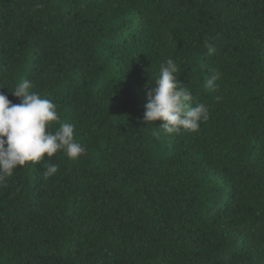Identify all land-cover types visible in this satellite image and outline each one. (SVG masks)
I'll return each instance as SVG.
<instances>
[{
	"label": "trees",
	"instance_id": "1",
	"mask_svg": "<svg viewBox=\"0 0 264 264\" xmlns=\"http://www.w3.org/2000/svg\"><path fill=\"white\" fill-rule=\"evenodd\" d=\"M168 58L210 106L197 132L143 122ZM22 78L86 155L0 186V264H264V0H0L13 104Z\"/></svg>",
	"mask_w": 264,
	"mask_h": 264
},
{
	"label": "clouds",
	"instance_id": "2",
	"mask_svg": "<svg viewBox=\"0 0 264 264\" xmlns=\"http://www.w3.org/2000/svg\"><path fill=\"white\" fill-rule=\"evenodd\" d=\"M215 52L213 46L207 45L208 55ZM179 68L172 58L162 62L154 86L147 91L143 122L147 125L162 120L160 128L165 135L178 134L182 130L197 132L200 124L210 118V106L200 102L187 84L178 79ZM218 79L219 73L210 76L206 87L213 88ZM32 87L30 80L22 78L9 91L19 98L18 104H13L0 92V186L6 184L17 166L38 164L45 156L51 160L58 152L72 161L86 155V148L75 140V125L61 122L56 105L32 91ZM53 122L58 124L55 131L49 130ZM58 171L59 166L49 162L43 176L50 178Z\"/></svg>",
	"mask_w": 264,
	"mask_h": 264
}]
</instances>
